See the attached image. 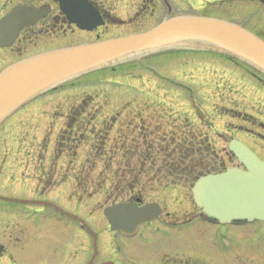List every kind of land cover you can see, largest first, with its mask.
Here are the masks:
<instances>
[{"label":"rangeland","instance_id":"obj_1","mask_svg":"<svg viewBox=\"0 0 264 264\" xmlns=\"http://www.w3.org/2000/svg\"><path fill=\"white\" fill-rule=\"evenodd\" d=\"M8 1L0 0V15ZM101 1L117 15L111 21L116 24L101 28L105 39L147 31L163 17L202 13L241 23L264 40V4L250 0H168L170 11L160 5L157 12L148 8L143 15L141 5L150 3L153 8L155 0ZM139 9L141 13L134 17ZM38 30L11 49H0V70L50 47L41 41L44 35ZM84 37L83 33L75 36ZM93 38L95 32L87 41ZM182 48L187 46L138 53L64 80L29 99L1 124L0 264H62L66 259L61 239L74 223L56 212L47 214L40 201L98 217L96 226L103 236L117 237L121 243L125 263L127 254L140 264L148 263L147 240L148 244L139 236L118 237L106 231L103 209L120 198L133 197L155 201L172 218L189 220L184 231L174 230L178 225L170 230L172 243L186 242V255L193 249L195 258L198 248L203 252L209 245L220 251L208 264H264V221L222 229V224L208 222L199 212L189 186L164 178L165 166L173 164L184 146L195 149L193 159L198 163L226 167L234 165L228 141L237 137L264 158V73L246 62L240 61L239 67L226 56ZM95 104L109 114L119 111L120 121L116 122L115 114L100 122ZM65 111L73 116L75 130L59 142L60 115ZM142 169L145 173L138 174ZM147 171L153 178L146 177ZM124 183L133 188L113 192L115 185ZM7 197L25 202L6 201ZM250 245L260 250L249 256ZM129 247L132 257L126 253ZM171 252V262L178 263L184 252Z\"/></svg>","mask_w":264,"mask_h":264},{"label":"water","instance_id":"obj_2","mask_svg":"<svg viewBox=\"0 0 264 264\" xmlns=\"http://www.w3.org/2000/svg\"><path fill=\"white\" fill-rule=\"evenodd\" d=\"M60 3L69 20L80 28L92 30L101 24L98 12L87 11L89 6L84 13L83 6L76 12L71 0ZM45 13L27 1L17 3L0 18V48L13 45L20 31ZM176 45L220 50L264 71V42L242 26L214 18L176 16L144 33L54 50L8 66L0 72V124L29 99L61 81L128 55ZM228 149L245 169L229 167L200 177L191 188L193 200L202 213L220 224L263 220L264 163L236 139L230 141ZM159 212L157 204L138 207L135 203H118L104 209L111 229L126 236L133 235L139 224Z\"/></svg>","mask_w":264,"mask_h":264},{"label":"flooded vegetation","instance_id":"obj_3","mask_svg":"<svg viewBox=\"0 0 264 264\" xmlns=\"http://www.w3.org/2000/svg\"><path fill=\"white\" fill-rule=\"evenodd\" d=\"M22 0H9L4 8V13H6L14 4ZM31 4H33L37 9L45 11V15L39 18V20L30 27L24 28L18 39L16 40L15 44L23 37H28L29 34L35 33V30L37 31L38 28L41 30V33H43L42 42L46 45H49L50 47L47 48L45 51L55 50L63 47H69L72 45H76L78 43H86L90 42L87 41L88 37H91L92 32L84 31L79 28H77L75 23L70 22L69 17L62 11L60 0H25ZM143 1V0H142ZM146 1V0H144ZM151 1V0H150ZM156 6L152 8L150 6V3L143 4V9H140L137 11V14H142L143 12H147V9L150 8V13H155L156 8L161 6H165L164 1L162 0H155ZM261 0H255L256 3L260 4ZM83 2L90 3L93 5L95 9H97L98 12L101 13L102 18L104 19V24L102 27L107 26L109 22L113 20L112 13L105 8L104 2L101 0H83ZM153 3V0H152ZM163 4V5H162ZM142 8V7H141ZM149 13V14H150ZM2 14V15H3ZM99 27L97 30H95V39H104L105 37H102L101 35V28ZM39 32V30H38ZM77 33H83L84 37L81 40H77L75 38ZM79 36L83 37V35L79 34ZM14 44V46H15ZM12 48V47H11ZM9 48V49H11ZM37 54V53H35ZM34 55V54H32ZM264 141V136L262 137ZM251 147V146H250ZM251 149L254 150L253 147ZM255 151V150H254ZM255 153H257L255 151ZM262 160L264 158L262 155L257 153ZM235 164V161H234ZM49 192V190L47 191ZM139 198V197H138ZM134 199V198H133ZM137 201L139 205H143L145 203L155 202V201H146L144 202L143 198H139L137 200V197L134 199ZM42 203L41 210L46 208V213L49 214L50 212H56L60 214L61 216L65 218H69L73 223V228L68 232V234L64 237H62L61 240L63 245H61L62 250L64 251V254L66 257L65 260H63L62 264H65V261H67L66 264H140V260L137 262L136 260H133V258H130L128 254L126 255L125 259L128 263H125L123 258V251L121 249V243L119 244L117 237L114 236L104 237V233L101 232V230L96 226V222H98L97 218L92 214L86 215V213H70L66 210L61 209L60 207H57L52 202H39ZM58 209H57V208ZM162 207V206H161ZM45 211V210H44ZM105 219V218H104ZM106 221V231L112 233H115L118 237H123L124 235L120 231H111L110 226ZM178 221V222H176ZM188 220L180 221L178 217L172 218L171 213L167 212L166 210H163L161 213L153 220L145 222L140 225L138 233L134 236H139L140 240L144 241L145 243L149 242L148 246V263H142V264H208L209 259H212L213 257L218 256V250L219 249H212L209 245L208 249L206 247L204 248V251L202 252L200 248H198L197 254L198 256L194 257L193 249L192 252H189L188 255L187 251V245L186 242H180L179 244L182 246H178L177 242L175 241V244L172 243V237L170 230L174 228V230L178 231H184L185 225ZM173 225H178L172 228ZM108 229V230H107ZM224 229V227H222ZM264 230V229H263ZM264 235V233L262 232ZM151 237L153 239H150L148 241L147 238ZM149 236V237H148ZM106 239H109V241H106ZM147 240V242H146ZM66 242V245L64 244ZM200 246H203V244H200ZM262 249H264L262 247ZM68 250V251H67ZM126 253H131V257L134 256L133 250L131 247L126 249ZM171 250H182L184 253L181 254L179 258L178 263H172L171 258L173 257ZM257 250L253 246H248L246 249V253L249 254V256L255 255L257 253ZM220 251V250H219ZM66 252V253H65ZM130 255V254H129ZM185 255V256H183ZM257 257V256H256Z\"/></svg>","mask_w":264,"mask_h":264},{"label":"trees","instance_id":"obj_4","mask_svg":"<svg viewBox=\"0 0 264 264\" xmlns=\"http://www.w3.org/2000/svg\"><path fill=\"white\" fill-rule=\"evenodd\" d=\"M73 116H68L67 121L65 123V127L64 129L60 132V137H58L57 140L63 139L64 137H68L71 135L73 129H74V118ZM70 120V121H69ZM184 151H182L178 158L173 161V164L170 166H165L166 169V176L164 177L166 178L165 180H168L167 182L172 181H177L178 183L182 184V185H187L189 187H191L194 182L202 175L208 174V173H214V172H219L223 169V166L219 167V166H215L213 163V165L210 162L205 163L204 161L203 163H198L196 160H194L193 158L195 157L196 153L194 148H191V150H188V148L186 146L183 147ZM191 151V152H190ZM142 155V154H140ZM141 157V156H140ZM212 166H210V165ZM164 169V168H163ZM162 169V170H163ZM133 172L135 173V171L133 170ZM138 174L139 173H145L144 170H137ZM151 172V171H150ZM163 172V171H161ZM152 173V172H151ZM151 173H149V171H147V176L149 177L151 175ZM164 173V172H163ZM160 176L163 177V174H161ZM134 177H136V175H134ZM153 178V176H150V178ZM177 177V178H176ZM164 178L162 179L161 177H159L160 180V184L165 185L166 181H163ZM127 183V182H126ZM186 183V184H185ZM131 184V183H129ZM129 184H120V185H115V187L113 188V192L116 194H120L123 193V191H127L132 189V186H128ZM174 184V183H173ZM135 186V185H134ZM121 199V198H120Z\"/></svg>","mask_w":264,"mask_h":264}]
</instances>
